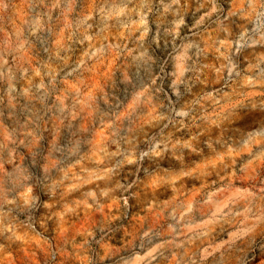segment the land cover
I'll return each instance as SVG.
<instances>
[{"label": "clouds", "instance_id": "clouds-1", "mask_svg": "<svg viewBox=\"0 0 264 264\" xmlns=\"http://www.w3.org/2000/svg\"><path fill=\"white\" fill-rule=\"evenodd\" d=\"M20 3L0 0V259L264 252V0H196L191 25L187 0Z\"/></svg>", "mask_w": 264, "mask_h": 264}, {"label": "rangeland", "instance_id": "rangeland-1", "mask_svg": "<svg viewBox=\"0 0 264 264\" xmlns=\"http://www.w3.org/2000/svg\"><path fill=\"white\" fill-rule=\"evenodd\" d=\"M19 8L18 11L20 13V15H23V5L20 3V0H17ZM188 3V16L186 17V21L189 25H191L192 23V13L194 12L195 8L197 7L196 5V0H187ZM204 10H201V13H198V15L202 14ZM77 55H81L82 54V49L78 46L77 47ZM42 58V57H41ZM34 67L36 66L35 64L33 65ZM39 79V78H37ZM99 79L96 78V83H99ZM234 183H244V184H248L251 183V181L245 179L243 181H234ZM79 226V225H78ZM249 260H250V264H264V252L259 251L256 248H252L249 249ZM29 258L31 260V264H41V261L39 259V253H37L35 256H33L31 253L28 254ZM15 264L14 261H12V254H10L6 259H0V264Z\"/></svg>", "mask_w": 264, "mask_h": 264}]
</instances>
